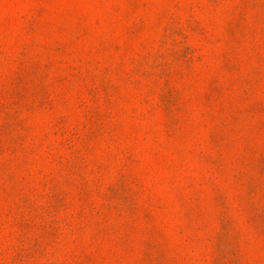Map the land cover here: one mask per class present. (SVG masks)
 I'll return each instance as SVG.
<instances>
[{"label": "rangeland", "instance_id": "1", "mask_svg": "<svg viewBox=\"0 0 264 264\" xmlns=\"http://www.w3.org/2000/svg\"><path fill=\"white\" fill-rule=\"evenodd\" d=\"M0 264H264V0H0Z\"/></svg>", "mask_w": 264, "mask_h": 264}]
</instances>
